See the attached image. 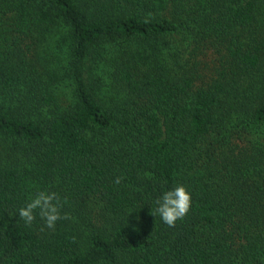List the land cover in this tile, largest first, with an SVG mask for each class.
Returning <instances> with one entry per match:
<instances>
[{"label": "trees", "instance_id": "obj_1", "mask_svg": "<svg viewBox=\"0 0 264 264\" xmlns=\"http://www.w3.org/2000/svg\"><path fill=\"white\" fill-rule=\"evenodd\" d=\"M0 264H264V0H0Z\"/></svg>", "mask_w": 264, "mask_h": 264}, {"label": "clouds", "instance_id": "obj_2", "mask_svg": "<svg viewBox=\"0 0 264 264\" xmlns=\"http://www.w3.org/2000/svg\"><path fill=\"white\" fill-rule=\"evenodd\" d=\"M121 179L117 177L115 183L120 184ZM155 203L157 207L152 210L151 214L158 215L164 224L173 227L177 220H182L189 212L191 194L185 186L176 185L171 190L165 191ZM61 207L60 197L56 192L38 191L25 206L18 209L19 220H23L26 225L30 226L36 219L38 211L45 226L54 229L58 220L71 218L68 213L61 216Z\"/></svg>", "mask_w": 264, "mask_h": 264}]
</instances>
